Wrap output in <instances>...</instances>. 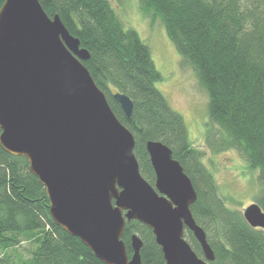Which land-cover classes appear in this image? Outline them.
I'll return each instance as SVG.
<instances>
[{"label":"trees","instance_id":"obj_1","mask_svg":"<svg viewBox=\"0 0 264 264\" xmlns=\"http://www.w3.org/2000/svg\"><path fill=\"white\" fill-rule=\"evenodd\" d=\"M39 1L89 51L83 63L133 134L142 176L155 185L149 141L168 146L183 166L198 194L192 214L216 256L209 264H264V231L252 228L243 211L228 207L220 195L206 153L194 146L183 116L157 88L164 77L139 33L123 26L109 0ZM140 9L152 24L161 22L182 65L192 68L208 95L207 150L235 151L248 169L258 171L255 202L264 210V0H140ZM118 92L132 100L131 117L114 98ZM50 209L28 160L0 145V264H104L55 223ZM134 235L143 242V264H165L153 231L135 220L126 223L122 236L130 258ZM185 239L203 258L187 228Z\"/></svg>","mask_w":264,"mask_h":264},{"label":"water","instance_id":"obj_2","mask_svg":"<svg viewBox=\"0 0 264 264\" xmlns=\"http://www.w3.org/2000/svg\"><path fill=\"white\" fill-rule=\"evenodd\" d=\"M90 59L59 15L39 0H6L0 10V145L25 157L44 185L55 223L79 238L104 264H143L142 240L132 236L130 258L122 236L128 221L148 226L165 264L215 261L206 232L191 211L198 194L172 150L149 141L156 175L141 174L135 139L112 110L83 62ZM127 117L133 102L114 94ZM264 231V210H243ZM191 231L203 258L185 239Z\"/></svg>","mask_w":264,"mask_h":264},{"label":"rangeland","instance_id":"obj_3","mask_svg":"<svg viewBox=\"0 0 264 264\" xmlns=\"http://www.w3.org/2000/svg\"><path fill=\"white\" fill-rule=\"evenodd\" d=\"M123 26L135 29L151 50L156 68L164 79L156 84L171 107L181 114L196 148L206 153L205 164L212 170L220 195L231 209L244 210L256 201L260 191L258 171L248 169L235 151L212 155L204 134L210 122L208 95L190 66H183L175 45L161 22L152 24L140 9V0H109Z\"/></svg>","mask_w":264,"mask_h":264}]
</instances>
